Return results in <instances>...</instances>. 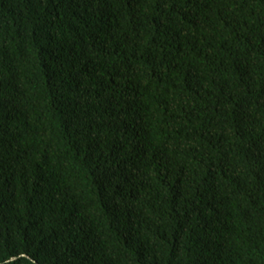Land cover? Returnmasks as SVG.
I'll use <instances>...</instances> for the list:
<instances>
[{
    "label": "trees",
    "instance_id": "trees-1",
    "mask_svg": "<svg viewBox=\"0 0 264 264\" xmlns=\"http://www.w3.org/2000/svg\"><path fill=\"white\" fill-rule=\"evenodd\" d=\"M0 264H264V0H0Z\"/></svg>",
    "mask_w": 264,
    "mask_h": 264
}]
</instances>
